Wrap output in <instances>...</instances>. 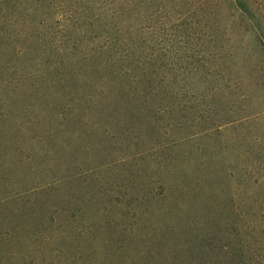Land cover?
I'll use <instances>...</instances> for the list:
<instances>
[{"label":"rangeland","instance_id":"1","mask_svg":"<svg viewBox=\"0 0 264 264\" xmlns=\"http://www.w3.org/2000/svg\"><path fill=\"white\" fill-rule=\"evenodd\" d=\"M232 253L264 264V0H0V264Z\"/></svg>","mask_w":264,"mask_h":264},{"label":"trees","instance_id":"2","mask_svg":"<svg viewBox=\"0 0 264 264\" xmlns=\"http://www.w3.org/2000/svg\"><path fill=\"white\" fill-rule=\"evenodd\" d=\"M197 257L200 256V254L198 253H195ZM197 261V260H196ZM200 264H207L206 261H200ZM211 264H245L244 260H242V258H237V256L232 253L226 261H221V262H215V261H212Z\"/></svg>","mask_w":264,"mask_h":264}]
</instances>
